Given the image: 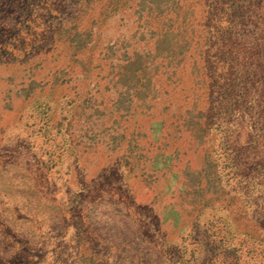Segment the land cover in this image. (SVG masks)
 Segmentation results:
<instances>
[{"label": "rangeland", "instance_id": "rangeland-1", "mask_svg": "<svg viewBox=\"0 0 264 264\" xmlns=\"http://www.w3.org/2000/svg\"><path fill=\"white\" fill-rule=\"evenodd\" d=\"M0 264H264V0H0Z\"/></svg>", "mask_w": 264, "mask_h": 264}]
</instances>
